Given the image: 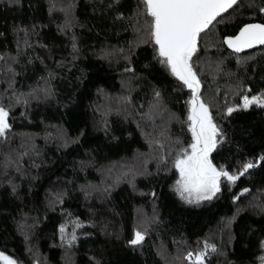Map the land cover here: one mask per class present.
Instances as JSON below:
<instances>
[{"label":"trees","instance_id":"trees-1","mask_svg":"<svg viewBox=\"0 0 264 264\" xmlns=\"http://www.w3.org/2000/svg\"><path fill=\"white\" fill-rule=\"evenodd\" d=\"M52 2L19 0L9 4L0 0V54L16 56L18 37L14 29L31 30L35 26L30 40L33 47L26 49V54L19 57L20 64L14 66L19 73L14 87L28 92L43 86L42 77L51 73L54 89L50 99L33 101L27 116L21 115L26 111L23 106L14 109L13 142L0 146V160L9 147L22 150L27 138L36 148L35 152L32 147L26 148L31 159L25 158L23 177L11 169L8 177L0 175V252L19 264H35L37 258L41 264H187L183 256L190 250L202 249L207 241L223 252L210 255L209 264H252L257 238L264 235V212L256 206L264 203V166L250 170L231 190L226 188L218 199L200 206L180 202L169 190L172 173L157 175L154 163L148 165L151 176L137 175L134 180L122 177L126 170L122 166L133 163L138 154L147 153L149 148L137 127L138 117L126 120L112 111L107 115L109 132L105 134L102 113L109 101L99 90L112 97L125 94L121 81L127 77L122 75L123 59L116 56L109 63L99 54L102 49L127 48L130 41L137 39L128 20L117 19L121 15L132 16L137 0H54L55 10L50 9ZM69 5L74 7L66 16L60 9ZM262 6L264 0H238L234 10L225 13L207 35L202 34L199 59L194 60L201 72L204 98L213 105L218 120L225 96L229 103L239 102L233 89L238 78L252 88V94L264 90V46L237 54L219 43L224 35L237 33L245 23L264 22V13L259 12ZM66 22L71 26L62 30ZM73 36L79 49L75 60ZM135 51L134 66L139 72L150 60L152 48L141 44ZM3 67L0 62V69ZM143 74L147 81L134 84L133 96L145 103V111L146 101L152 99L150 81L164 89L163 103L183 119L187 90L177 91L174 79L158 65ZM6 79L0 71V97L7 104ZM97 105L101 106L99 112ZM221 123L228 139L213 153L215 164L234 170L238 162L264 154V110L253 107L234 113ZM81 131L85 132L83 136ZM171 131L185 142L190 140L186 129L182 132L175 121ZM64 134L70 141L79 137V142L62 147L60 137ZM104 169L109 170L108 175ZM9 179L19 185L17 195L12 194ZM117 180L119 183L113 188ZM86 183L99 186L100 191L85 198L79 186ZM105 187L111 188L110 197L104 195ZM244 188L250 192L234 203L233 195H239ZM59 189H66L68 194L53 211L48 199L52 191ZM153 190L159 197L155 201L142 195ZM154 204L157 219L151 222ZM237 209L240 212L236 222L231 229L225 228L223 221L236 214ZM138 218L149 220L148 235L142 246L133 248L127 240ZM77 220L83 227L76 229V245L71 249L61 247L60 226L71 233ZM20 224L29 234L27 241ZM229 233L234 237L231 242Z\"/></svg>","mask_w":264,"mask_h":264},{"label":"snow or ice","instance_id":"snow-or-ice-1","mask_svg":"<svg viewBox=\"0 0 264 264\" xmlns=\"http://www.w3.org/2000/svg\"><path fill=\"white\" fill-rule=\"evenodd\" d=\"M7 3H19V0H7ZM237 4L238 0H137L132 16L117 17L118 20H128L137 39L134 42L130 41L127 48L102 49L99 54L100 59L108 60L109 63L116 56L123 59L125 66L122 75L127 77L121 81L125 94L112 97L103 89L99 90L109 101V104L105 106L106 110L102 113L105 117L102 121L103 130L105 134H108L107 115L112 111H115L117 115H122L126 120L138 117L137 127L141 128L149 148L147 153L138 154L133 163L122 166L126 169L122 173V177H131L134 180L137 175L151 176L153 173L148 165L154 163L157 175L162 172L172 173L173 182L169 185V190L180 202L200 206L204 202L218 199L226 188L231 190L237 181L250 170L264 166V154L255 159L238 162V166L234 170L227 165L215 164L212 158L218 147L226 143L228 139L226 129L221 121L231 118L234 113L248 111L253 107L264 110V90L252 94V88L246 86L244 81L238 78L233 89L239 96V102L229 103L225 96L223 106L218 109V120L213 114V105L204 98L201 72L194 60V57L199 59L202 34L207 35L215 24L223 20L224 14L228 13L230 9L234 10V6ZM72 7L74 5H69L67 8H61L60 11L65 12L67 16ZM50 9H56L54 0L50 4ZM259 12L264 13V6L259 8ZM70 26V22H66L61 28L66 30ZM14 32L18 37L17 55L0 54V62H3L4 65L0 71L6 74L5 83L8 85L4 89L8 103L6 104L4 98L0 97V146H8L13 142L14 109L23 106L26 111L21 115L27 116V109L33 101L48 100L54 95L51 73L48 77H42L43 86L38 85L28 92H19L14 87L16 77L19 75L14 66L20 64L19 57L26 54L25 50L33 47L30 40L31 35L35 32V26L31 30L17 28L14 29ZM219 43L226 45L228 49L237 54L257 45L264 46V22L245 23L237 33L224 35ZM141 44L151 45L152 54L150 60L138 72L134 66V58L137 55L135 49ZM71 48L73 60H75L78 58L75 54L79 52L75 36L72 37ZM237 63L239 64L241 61L237 60ZM157 65L163 73L174 79L176 82L174 87L177 91L186 89L188 92V98L185 101L186 113L183 119L171 112L163 103L164 89L150 81L148 83L151 87L152 99L146 101V111L145 103L139 102L133 96L134 84L138 81H147V76L143 73H150ZM217 95H219L218 91ZM100 107L97 105L96 111L99 112ZM174 121L181 125L182 132L186 129L190 135L189 141L185 142L172 133L171 125ZM94 126L97 125L94 124ZM148 127H151L152 131H144V128ZM84 134L85 132L81 131L80 136ZM60 139H62V147L79 142V137L70 141L66 134ZM21 148L22 150L8 148L3 160H0V175L8 177L10 169L20 177L26 174L24 170L25 158L31 159V155L23 144ZM31 151H36L34 144ZM33 164L38 167L34 161ZM83 167H85L84 162H81V169ZM7 183L11 187L12 194L17 195L19 185L12 179H9ZM118 183L119 180L112 187L114 188ZM79 190L85 198H88L93 192L100 191V188L97 185L86 183L80 185ZM102 191L106 197L111 196V188L105 187ZM249 192L250 189L244 188L239 195L234 194L233 202L239 201L241 196ZM67 194L66 189L52 191L50 199H48L49 207L55 211L57 205L64 203ZM142 195H149L154 201L159 198L155 190L142 193ZM256 206L264 212V203ZM239 212L240 209H237L236 214L223 221L225 228L231 229ZM141 217H143V213H141ZM156 219L154 204V215L151 222H155ZM148 226L147 218H138L127 244L133 248L142 246L148 235ZM31 227H35V225ZM81 227L83 225L77 220L73 230L69 233L65 226L61 225L59 228L60 246L69 249L74 247L79 239L76 229ZM19 228L27 241L29 234L25 230V225L20 224ZM233 238L229 233V242ZM214 254L222 255L223 252L215 243L210 244L204 241L202 249L188 251L183 256V260L187 264H209V257ZM253 255L255 258L252 264H264V235L257 238L256 252ZM0 262L2 264H19L18 260L4 252H0ZM35 264H41V261L37 258ZM95 264H99V261H95Z\"/></svg>","mask_w":264,"mask_h":264},{"label":"rangeland","instance_id":"rangeland-1","mask_svg":"<svg viewBox=\"0 0 264 264\" xmlns=\"http://www.w3.org/2000/svg\"><path fill=\"white\" fill-rule=\"evenodd\" d=\"M106 100V99H105ZM107 106V105H106ZM106 107H104V109H105ZM31 139H26L25 141H24V143H23V145H24V147L25 148H28V149H31V147H32V144H31V141H30ZM108 169H110V168H108ZM108 169H104V171L106 172V174L108 175V173H109V170ZM102 172L103 174H105V172ZM7 255V254H6ZM2 263V262H1Z\"/></svg>","mask_w":264,"mask_h":264},{"label":"water","instance_id":"water-1","mask_svg":"<svg viewBox=\"0 0 264 264\" xmlns=\"http://www.w3.org/2000/svg\"><path fill=\"white\" fill-rule=\"evenodd\" d=\"M259 47H261V46H260V45H257L256 47H254V48H252V49H246L244 52L251 51V50H254V49L259 48ZM242 53H243V52H242Z\"/></svg>","mask_w":264,"mask_h":264}]
</instances>
